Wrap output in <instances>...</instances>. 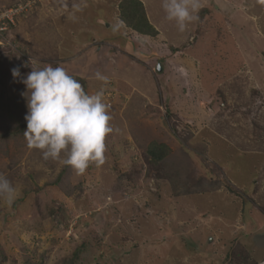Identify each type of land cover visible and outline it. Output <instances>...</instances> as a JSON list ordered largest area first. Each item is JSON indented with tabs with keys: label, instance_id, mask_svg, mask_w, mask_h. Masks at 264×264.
Listing matches in <instances>:
<instances>
[{
	"label": "rangeland",
	"instance_id": "obj_1",
	"mask_svg": "<svg viewBox=\"0 0 264 264\" xmlns=\"http://www.w3.org/2000/svg\"><path fill=\"white\" fill-rule=\"evenodd\" d=\"M140 1L180 52L170 61H191L185 76L152 74L176 77L179 93L175 108L159 95L148 114H137V95L120 109L103 69L117 55L111 40L139 37L117 21L121 0H0V13L22 8L0 46V174L18 193L10 207L0 201V264L264 263V0H200L179 48L170 45L186 33L163 0ZM48 65L89 95L109 87L104 163L82 174L27 146L26 88L11 69ZM153 143L169 148L161 162L146 155Z\"/></svg>",
	"mask_w": 264,
	"mask_h": 264
},
{
	"label": "clouds",
	"instance_id": "obj_2",
	"mask_svg": "<svg viewBox=\"0 0 264 264\" xmlns=\"http://www.w3.org/2000/svg\"><path fill=\"white\" fill-rule=\"evenodd\" d=\"M162 6L167 19L175 20L179 31L183 32L188 23L199 19L202 5L200 0H163ZM128 29L131 32L132 29ZM161 67L163 72L166 67L162 64ZM11 74L14 79L20 78L26 88L22 95L28 109L24 117L28 148L41 150L44 160L71 166L78 174L84 173L92 162L97 166L104 163L105 139L113 128L108 113L111 105L104 102L103 90L89 95L82 84L60 66L32 67L23 77L20 66H16ZM96 77L106 81L100 73ZM17 195L11 181L0 174V201L10 207Z\"/></svg>",
	"mask_w": 264,
	"mask_h": 264
},
{
	"label": "crops",
	"instance_id": "obj_3",
	"mask_svg": "<svg viewBox=\"0 0 264 264\" xmlns=\"http://www.w3.org/2000/svg\"><path fill=\"white\" fill-rule=\"evenodd\" d=\"M142 4L144 6L145 13L147 16L146 7L143 2ZM226 5L229 6L228 4ZM105 14L107 15L105 16L104 21H109L110 18H109L108 12L105 11ZM117 18L119 17L117 16ZM147 19L149 23L158 32L159 30L157 26L155 24L153 25V22L155 20L152 21L151 19H149V16H147ZM119 20L120 19H118L117 21L120 22L122 25L126 26L125 24L122 23L121 20L120 21ZM104 25L106 28L110 27V24L108 22ZM126 29L129 30L128 28ZM193 30H194L193 27H191L189 30L185 29L184 31V33H186L185 36L182 39H181L182 36H179V35L176 36L175 41L177 42L172 43L170 46H172L173 48H179L180 46H183L184 42L187 39L191 38V35L194 34ZM93 33L95 34L96 32H93ZM178 33H179V30L177 29V34ZM134 34H136L137 36L141 38L143 37L147 41L149 39L148 42H150L151 40H155V39L157 40L159 36L163 40L166 41L164 35L162 36V34H160L159 32L155 37L139 35L136 32ZM119 36H120L119 40L117 41L111 40L110 43H108L109 46L112 45V46H116L114 48H118L115 50L117 51V55L113 56L114 57L113 60H111L110 57L108 58V60L106 59V61L104 62L105 64L103 66L104 67L103 69L108 72L111 71L110 73H112L115 79L114 80L115 84L113 85L114 89H112L113 91H115V94H114L115 97H113V99L116 98V96H118L117 100L121 101V104L119 105L120 109L124 110L128 107V102L130 101V98L133 95H137V98H138L137 114H148L149 111L152 110L153 105L155 106L157 104V96L159 95L163 96V97L159 96L161 98V101H162V98H164L165 102L171 101L172 103L170 104H172L174 107L175 106L174 100L178 97L177 93H179L178 84L174 82L176 77L172 76L173 78L172 79L170 78L168 81H165L166 83L164 81L162 82L153 81L152 74L156 76L160 75L159 73L154 72L153 70V68L157 65V63H159L158 58H157L158 56L156 55L155 47L153 50L152 45H150L149 48H147V44L145 43V45H143V43L140 42V40L133 43L128 39L126 40L125 37H122L123 35L122 36L119 35ZM97 38L98 37H95L94 35L93 39H97ZM184 62L183 63L178 62L176 64H179L183 66L184 68H186L187 66V68H190L191 70V66H190L191 61L189 59H186L184 60ZM166 70L167 68L163 67V72H165ZM159 83H160V86H158ZM99 85H102V84H99ZM108 89L109 87L107 88L106 86L103 85L100 88V91L103 90V92L105 93ZM204 96L205 97H204L202 105L205 106L208 99L206 95ZM173 107H171V109L175 110L174 109L175 107L174 108ZM201 112L204 114H211L209 109H206V108L205 109L202 108Z\"/></svg>",
	"mask_w": 264,
	"mask_h": 264
},
{
	"label": "trees",
	"instance_id": "obj_4",
	"mask_svg": "<svg viewBox=\"0 0 264 264\" xmlns=\"http://www.w3.org/2000/svg\"><path fill=\"white\" fill-rule=\"evenodd\" d=\"M118 11L119 18L126 27L132 29L139 35L155 37L158 34L155 28L149 23L144 6L140 0H121L118 4ZM168 152V146L153 143L147 148L146 155L150 161L158 163L165 159Z\"/></svg>",
	"mask_w": 264,
	"mask_h": 264
},
{
	"label": "built area",
	"instance_id": "obj_5",
	"mask_svg": "<svg viewBox=\"0 0 264 264\" xmlns=\"http://www.w3.org/2000/svg\"><path fill=\"white\" fill-rule=\"evenodd\" d=\"M21 7L20 6H16L12 9H8L2 13H0V46L2 45V42H4L5 40V37L6 35L8 34L9 30L15 25L14 21H15V18L16 16L21 12ZM140 40V42L142 43H146L147 44V48H149L150 45H152V49L154 50V47L155 49H158V52L159 53H156V55H161L160 53H162V55H166L168 56L167 59H169V61L167 62V64L165 65L166 68L169 69L170 73H175L176 75L178 76H185V68L179 64H176V63H172L170 60H171V57H174L180 53L178 51L176 52H173L170 51V49L167 47L166 43L163 41V42H160L158 43L157 40H151L149 43V39L148 41L146 39H144L143 37H137V40L138 41ZM190 41H193L192 39ZM144 47V46H143Z\"/></svg>",
	"mask_w": 264,
	"mask_h": 264
},
{
	"label": "water",
	"instance_id": "obj_6",
	"mask_svg": "<svg viewBox=\"0 0 264 264\" xmlns=\"http://www.w3.org/2000/svg\"><path fill=\"white\" fill-rule=\"evenodd\" d=\"M156 72L157 73H161L162 72V67H161V63H157V65H156Z\"/></svg>",
	"mask_w": 264,
	"mask_h": 264
}]
</instances>
